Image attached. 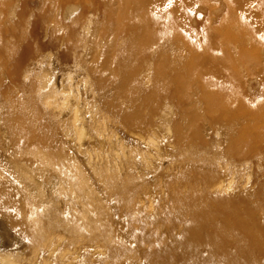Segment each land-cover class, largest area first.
<instances>
[{
	"label": "rangeland",
	"instance_id": "1",
	"mask_svg": "<svg viewBox=\"0 0 264 264\" xmlns=\"http://www.w3.org/2000/svg\"><path fill=\"white\" fill-rule=\"evenodd\" d=\"M262 2L0 0V264H264Z\"/></svg>",
	"mask_w": 264,
	"mask_h": 264
},
{
	"label": "bare ground",
	"instance_id": "2",
	"mask_svg": "<svg viewBox=\"0 0 264 264\" xmlns=\"http://www.w3.org/2000/svg\"><path fill=\"white\" fill-rule=\"evenodd\" d=\"M236 2H237V0H236ZM240 9H244L243 6H241ZM258 10L261 11V12H264V3L263 2L261 4V8L258 9ZM244 13H245V17L246 18L248 17L249 20H251L252 25H250V26L253 27L251 29H249V27H248L245 30L244 33L246 35H248V34L252 35L251 32H253L254 28H255L256 29L255 32H262L264 34V24L260 23V19H259L260 16L257 17L256 13L253 14L249 10L244 11ZM258 19H259V21H258ZM237 58H238L237 60H239V62L241 63L240 64L241 67L243 66L246 69L252 67V69H253L252 72L253 71H257L260 74L261 73L264 74V72L261 70V68L255 67L257 65V63H255L253 55L245 54L244 50H242L241 52H239ZM226 61H227V56H225V55L224 56H218V57L217 56H213V55H207V58H205L204 60L200 61L197 65H196V63L193 65L194 74L195 75H199L206 69V67L207 68L209 67L210 69H207V70L211 71V72L209 71V73L212 76V78L214 79V81H215L214 83L218 84L220 86L221 85H225L226 86L230 82L231 75L229 74V72L227 73L224 68H226L228 70L232 68L231 64L228 63V62L226 63ZM254 68H256V69H254ZM199 70H200V72H199ZM253 74L255 75L256 73L253 72ZM262 78H263V76H262ZM227 87L228 86H226V88ZM221 105H225V104L222 103ZM236 109L241 110V107L237 106ZM170 259L173 261V264H190L189 263L190 256H189V254L186 251L181 252L180 256L172 255L170 257Z\"/></svg>",
	"mask_w": 264,
	"mask_h": 264
}]
</instances>
